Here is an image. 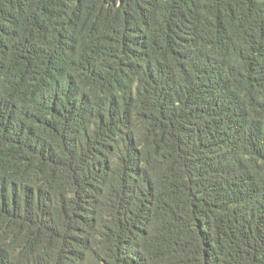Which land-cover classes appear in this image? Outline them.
Here are the masks:
<instances>
[{"label":"trees","instance_id":"obj_1","mask_svg":"<svg viewBox=\"0 0 264 264\" xmlns=\"http://www.w3.org/2000/svg\"><path fill=\"white\" fill-rule=\"evenodd\" d=\"M0 264H264V0H0Z\"/></svg>","mask_w":264,"mask_h":264}]
</instances>
